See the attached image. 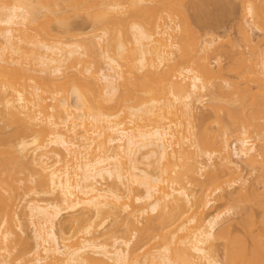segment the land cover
I'll list each match as a JSON object with an SVG mask.
<instances>
[{
	"label": "bare ground",
	"instance_id": "obj_1",
	"mask_svg": "<svg viewBox=\"0 0 264 264\" xmlns=\"http://www.w3.org/2000/svg\"><path fill=\"white\" fill-rule=\"evenodd\" d=\"M12 1V4H7L8 0H5L6 4L4 3V5L3 1H0V4L2 3V6H0V116L2 115L3 117L2 111L7 113L8 117L5 120L8 125L15 126L12 131L14 136L19 137L21 135L22 137L25 134L28 138H25V136L20 137L17 149L16 147L13 148L12 142H9L11 139L8 138L9 135H6L8 133L5 134L7 137L2 135L3 137L0 139V263L4 261L7 264L5 260L7 256H10V251L12 252L14 249H11L12 247L9 248L12 243L13 245L15 244L14 238L13 240L10 238L15 233L11 229V221L16 220L19 230L22 232L21 234L24 235L26 228L24 227L25 223L23 224V218L26 217L29 223L25 222L29 224V227L31 226V241L33 240L32 242L34 243L29 245V239L28 241L25 239L29 238L27 236L19 238L20 242H22V238L23 240L25 239L21 244L24 245L25 249L27 247L29 249L26 251L19 249V252L14 256L15 258L12 257L13 264H16V262L18 264H264V241L261 238L260 243H258L259 234L257 235L259 238H256L257 236L252 234L253 231H250L252 230L251 224L255 221L252 219L253 212L250 211L251 209L247 207L240 209L242 210L240 213L242 217L239 216L242 219L237 224L243 227L240 231H243L244 236L239 234L238 237L230 232L229 229H232V227H218L220 225L219 222L222 220L221 218H223L222 216H226V213L230 214L232 208L226 212L218 211L215 214L211 210V204L216 200L214 195L218 194L216 198L220 199V201L224 199L223 196L225 194L223 195L222 193L223 179L226 177L231 180L233 178L237 180L242 178V169L239 162L244 163L250 169L257 170L260 174L258 179L264 183V143L256 148V140L259 141L261 139V142L264 140V50L258 52L256 51L257 45L254 46L256 47V50L253 49L254 61L248 58L251 72L247 69L248 72L244 76H241V70V74L239 73L244 79L249 76V72L252 73L253 77L251 75V78L255 82L254 84H257V88H260L259 92L253 94L252 91L251 93L250 91H245L246 93H243L244 87L242 89L243 94L240 91L241 94L237 95L239 98H234V93L236 96L237 91H233L234 86L231 87L232 85H230L232 92H234L233 96L231 95L232 93L228 96L229 93L225 94L226 92L223 91V95L221 96V93L220 95L218 94V100H215L211 105L214 115L211 118L209 113L210 117H208L212 120H209V122L215 123V125L213 124L215 130L212 128V131L211 127H207L209 125L205 115V118L202 116V119L198 120L200 121V123L198 122L200 129L198 127L196 129L199 130V133L195 131L196 129L192 130V132L190 130L195 127L190 126L191 123L189 122V119L193 118L191 107L195 106L193 105L194 103L203 101L206 96L204 91L206 92V85L209 82L205 83L204 81L208 80L209 78L207 79V77L212 76L215 72H211L212 70L207 66V63V65L203 64L200 67L201 69L198 73L199 68L194 66L195 69L191 62L197 54L194 57L190 54L192 59L190 57L189 59L191 61L188 60V65L187 62L184 63L189 56L187 48L182 41L179 44L172 42L170 34L168 35V31L175 32L179 26L172 28L167 22V25H162L161 29H164L162 31L160 25L155 27L154 25L156 24L152 23L154 29L152 33H148V30H144L145 28H142L141 25L132 24L128 26L131 32V35L129 34L131 37H129L132 40L125 39L126 45L130 41V44H128L130 46L126 47V49L122 45L123 43L118 42L121 40V37L117 36L119 30L115 31V27L118 29L117 24L121 26L120 23L116 24L115 22L121 20L118 15L123 13L120 11L123 10L122 6L120 8L115 1L111 4L108 3V5L105 2L106 6L104 9L106 8L109 14L108 18L110 17L112 21L106 20L107 16L104 18H106L107 22L111 21L113 30L109 28L112 32L111 30L108 31L107 26V30H105L106 28L103 29L102 34H94L91 37V41L94 44L93 46L99 45V41L106 36L108 42H105L109 43L108 46L111 48L112 55H110V52L104 53L105 68L101 69L100 72L98 71L99 74L93 75L94 73L90 72L89 68L81 69L82 72L76 66L81 61V64H83L82 58L86 54V52L83 53V49L81 51V47L77 44L67 45V49H64L61 48L62 44L58 36H56L58 42L56 41L57 43L54 45L36 40L35 37L38 34L31 36V31H35L32 27L34 28L35 23H38L36 20L38 18L42 20L43 18V14L42 17L40 15L41 10L45 9L44 12L47 16V12H50V8L47 9V7L52 5L48 4L45 8L42 3H45L46 0H41L40 4L37 3V0V2L35 0L34 2L32 1V4L30 3L31 0ZM243 1L241 0V5L243 3L246 4L245 9H243L248 15L247 17H251V20L252 18L259 20L260 16L261 18L264 16L257 14L256 8L259 5V3L258 5L256 3L257 0ZM261 1L264 2V0H259V2ZM58 2L60 3V1ZM62 2V5L67 4V1ZM33 3L35 4L33 5ZM96 3L99 4L100 2L98 3L97 0ZM37 4L42 9H38L39 5ZM76 4L70 3V6H67L69 8L68 12L71 9L74 12L75 6L78 5ZM62 5L60 4L57 7L58 11ZM81 5H84V3ZM81 5L76 8L84 7ZM95 5H92L93 8ZM54 6L56 8V5ZM62 7L64 8L66 5ZM62 7L61 12L64 10ZM101 7V5L98 7L100 11L103 9ZM259 7L258 10L260 11ZM76 8L75 10L78 11L79 9ZM89 8L90 3L86 9ZM94 9L93 11H95ZM50 10L53 11L55 9ZM106 10L103 13H107ZM87 13L90 14V10ZM94 13V15L99 14L97 10ZM62 14L60 15L62 16ZM63 15L66 14L64 13ZM75 15H77V12H75ZM100 15L102 19L99 21H104L102 16L104 14ZM90 16H93V14ZM47 17H50L49 14ZM91 18L96 20V17ZM113 18L116 19L113 20ZM52 19L54 18L52 17ZM66 20L68 21V19ZM60 21L63 24V19H60ZM153 22L156 21L153 20ZM33 23L34 25L32 26ZM111 23L108 24L110 27H112ZM249 24L244 23L238 26L243 38L242 41L244 40L247 44L252 43L253 40L246 29L250 27ZM38 25L41 27L40 23ZM66 25L69 26L68 23ZM47 27L46 29H48ZM65 29L68 30L67 27ZM44 31L46 32L45 29ZM29 32L31 39L34 37L35 41L31 40L34 43L29 42L30 37H26ZM47 32L52 33L49 30ZM38 36L40 37V34ZM49 37L48 35L47 38ZM52 37L53 35L50 38L53 39ZM198 37L200 38V36ZM201 39L196 40V43L199 41L200 45L199 43L196 45L194 43L195 46L193 47L195 50H191L193 53L197 51L199 54H204V52L206 54L207 49L214 42L206 39H202L203 41L200 42ZM21 42L24 46H20ZM27 43L29 46L32 44L34 48L31 46L27 47ZM28 48L29 50L32 48L29 53L27 52L29 51ZM172 48H175V50L178 48L177 51L179 50L178 61L176 60L175 62L177 63L171 67L172 75H170L171 71H167L168 73L166 72L165 76L163 73V78H160L161 69L158 71V68L161 64L164 65L163 62H170V57L174 54L170 51ZM24 51L28 54H25ZM125 51H127L129 61L124 60V65H130L135 62L138 69L145 70L143 72L147 73L145 74L146 77L154 75L153 77L156 78L158 76L160 85L155 84L158 90H156V86L154 89L152 84L155 78L153 80L151 79L152 77H147L146 81L144 80L146 77L141 76L144 78V82H139V77H136L138 79L133 82H129L127 78H124L122 74L123 61L121 60V62L117 59L118 57L122 59L124 56L121 55ZM22 52H24L23 55L25 54V59L31 52L33 54L30 56L32 60L29 57L32 62L27 58L29 60H27L28 67L27 64L22 63L24 59L21 58L23 56ZM242 59L240 56L239 61L241 62ZM244 60H242V63H244ZM33 62V69L34 66L37 67H35L36 70L34 69L35 74L31 77L28 74L34 73V71L31 73L33 70L31 63ZM178 63L179 65L181 63L179 67L183 63L186 66H182L181 69L177 70ZM242 63L241 65L237 63V66H247H243ZM65 65L67 66L64 68ZM175 66H177V69ZM63 68L67 70L76 68L74 70L78 72L69 70L71 72L69 74L66 70V75L65 72H62ZM166 68H168L167 65ZM166 68L165 70H167ZM174 68L177 70V76L173 73ZM36 71L37 73L39 72V75L41 73L42 79L37 75V78L40 79L39 82L33 80L36 77H34ZM136 71L138 70L136 69ZM58 76L61 78L65 77L66 80L62 81V84L56 83L57 79H59ZM80 78L83 81L79 80ZM88 80L93 83H89ZM248 80L249 83H252L250 79ZM79 81L85 82L84 86L80 83L83 86L80 85L82 89L84 88L83 90L78 87ZM148 81L151 85L148 84ZM72 82L75 84L71 85ZM118 83L126 89L119 96H117L119 94L117 92ZM154 83L156 82L154 81ZM128 85L133 87V93L128 89ZM85 87L91 88H88V90ZM215 89H218L216 91L219 92L222 87L219 89L217 86ZM90 90L96 93V98L94 95V97L92 96L94 94L93 91H91L92 94L90 96L92 97L90 99L89 94H87L88 97L85 95ZM84 91H86L85 94ZM137 92L139 94L142 92L144 97L146 95H149V97L144 98L141 95L142 93L140 94L141 97ZM136 93L139 96L134 95ZM151 93L153 96L151 95L150 97ZM115 94L117 97H115ZM210 97L212 100V94ZM215 97L213 96V99H216ZM219 97H225L226 99L224 98V101L222 98V101H224L222 102ZM69 98L73 99V103H69ZM47 99L50 100V104L46 103ZM127 101H133L134 103L123 108V103L126 104ZM216 101H219V103H216ZM226 102L229 103L228 106L225 104ZM236 102L238 103L237 105ZM107 103L113 105L110 106L108 104V107V105L106 106ZM232 103L235 105H232ZM220 112H222L223 116ZM121 114L125 115L121 117ZM2 119L0 117V121L3 123L4 120ZM116 119L118 120L116 121ZM194 119L197 122L196 116ZM210 124L212 125V123ZM193 125L196 126L197 123H193ZM228 132L238 134L235 137L233 135L235 142H233L232 149H230L231 153L225 145L224 136ZM253 134L257 135V139H254L255 135L252 137ZM192 137L194 139L192 140L193 143L191 141ZM3 138H6L5 141ZM260 141L259 144L261 143ZM190 147H193L195 151L189 150ZM233 156L239 162L232 161ZM214 157L215 159H213ZM140 159L145 161L146 169L141 165ZM212 161H214L213 166L219 165V169L206 172L204 178L201 172L208 167L205 166L208 162H210V165H207L212 167ZM19 163L25 165L21 166L25 167L24 169L28 168L27 166H29L28 170L31 171L33 169L32 171L36 175L32 176L35 179L33 181L36 182V187L42 189L38 188L39 192L36 193L37 195L48 196V200L43 203L41 199V202L34 199H24L26 200L25 205L22 206L20 212H17L13 210L14 200L10 191H12V183L14 180L17 181V175L20 173L18 171H20L21 167L16 170ZM32 171L31 173H33ZM199 174L204 179H198ZM99 179L100 181H110V183H107V186L108 184L110 186H106L107 189L98 188ZM235 181L233 182L240 183L241 179ZM189 186L190 188H196L198 194H194L192 189H187ZM254 191L255 189L252 187L248 189L240 186L237 191L239 196L237 197V202L250 203L251 198L256 197L257 193L255 194ZM253 193L255 196L251 197ZM261 208L264 209V207ZM208 209L212 211L213 215L210 211V213L208 212ZM62 214L67 216V220L63 221ZM88 214L89 216L83 221ZM60 217L63 224L67 222L72 223L70 226L75 224V227L72 226L73 228L80 226L79 230L72 229L73 232L76 231V234L72 232L73 235L66 236L62 229L56 232V223ZM68 217L72 219V222ZM106 219L113 221L115 228L113 232H108L112 234L117 232L114 236H117L116 238H113L111 233L107 235L103 231L106 228H103L104 223L108 221ZM261 221L264 223V219ZM76 223L78 226H76ZM140 223H142L141 227H138ZM250 227L251 229L249 230ZM166 229L169 230V232L167 230L168 233L162 232ZM100 230L104 233H101ZM101 238L103 239L101 240ZM155 238H158V242L153 245L149 243L151 246L146 247L148 242ZM132 241L134 243L143 242L141 246L146 248H144L145 250L141 253V256L130 253L129 247ZM218 242L223 249V256L221 255L223 259H220L221 261L216 258L215 254L216 247L219 245L217 244ZM21 244L19 245L21 246ZM141 246L140 248H143ZM4 253L6 255H3ZM140 258L142 261H140Z\"/></svg>",
	"mask_w": 264,
	"mask_h": 264
},
{
	"label": "rangeland",
	"instance_id": "obj_2",
	"mask_svg": "<svg viewBox=\"0 0 264 264\" xmlns=\"http://www.w3.org/2000/svg\"><path fill=\"white\" fill-rule=\"evenodd\" d=\"M2 3H3V5H4V3L6 4V2H4L5 0H0ZM7 1V0H6ZM12 0H8V2H7V4H12L13 3V1L11 2ZM29 1V0H28ZM32 1L34 2V0H31V4H32ZM38 1V2H37ZM35 0V2H37V3H39L40 4V2H41V0ZM43 1V0H42ZM47 1V0H46ZM46 1H45V3H46ZM49 1V2H48ZM47 1V5L45 4V3H42V4H44V7L45 6H48V4H50V5H52V6H48L47 7V9H55V10H53V11H55L54 13H53V11H51L50 9H49V11L50 12H47V10H46V12L49 14V16L50 17H47L48 16V14H47V16H46V13L44 12L45 11V9H43V10H41V17H42V14H43V18H42V20H41V18H38L36 21L38 22V23H40V25H41V27L38 25V23L36 24L35 23V27L33 28L32 27V29L33 30H37L39 27L41 28V30L39 31V29L37 30L38 31V33H37V31L35 32H33V31H31V33H32V35L31 36H36L37 34L39 35L40 34V37L38 36H36L35 37V39L37 40H39V41H43V43H45V44H49V45H54V44H56L57 42H58V38H59V40L61 41L60 43L62 44L61 45V48H64V49H67L66 48V46L67 45H72V44H77L78 46H80L81 47V51H82V49L84 50L83 51V53L84 52H86V54L84 55V57L82 58L83 59V64H81L82 63V61L81 62H78V64L76 65L77 67H78V69H83L84 70V68H89L90 69V72H92V73H94L93 75H96V74H99L98 73V71L100 72V70L101 69H103V68H105V59H103V55H104V53H108V52H110V55H112L111 53H112V51H110L111 50V48H110V46H108V44L109 43H107L108 42V38L106 39L105 37H103L102 38V40L101 41H99V45H95V46H93L94 44L92 43V41H91V37L94 35V34H96V35H98V34H102V30L103 29H105L107 26H108V31H110L112 28H113V24L111 23V21H112V19L110 18H108V11L106 10V8L104 9V7L106 6L105 5V2H107L106 4L108 5V3L109 4H111L112 2L114 3V1L116 2V4H118V6L120 7V6H122V9L123 10H120L121 12H123L122 14H120V15H118V16H120L119 17V19H121V20H123V21H117V22H115V21H113V22H115L116 24L117 23H120L121 24V26L123 27V29H122V27L120 26V25H118L117 24V28L118 29H116V27H115V31L117 30H119L118 32H119V34L117 35V33H116V35L118 36V37H121L120 39L121 40H119L118 41V39H117V41L118 42H120V43H123L122 45L126 48V47H128V46H130V45H128V44H130V41L132 40V38H130L131 36V32H130V27H128V26H130V25H132V24H139V25H141V27L142 28H145L144 30H148L147 32L148 33H152V30L154 29V26L156 27L157 25H160L161 27H160V29L163 27L162 25L163 24H165V25H167V22L170 24V26H172V28H174L175 26H179L178 27V30L177 31H172V32H170V31H168V35L170 34V37H171V41L172 42H175V44L176 43H178L179 44V42L180 41H182L183 43H184V46L187 48L186 50L189 52V56H188V59L186 60V57H185V60L186 61H184V63H186L187 62V65H188V60H190L191 61V57H190V54H192V56L194 57L195 56V54H197L195 57H194V60L192 59V63H193V67L195 66H197L198 68H199V70H198V73H199V71H200V67H202L203 66V64L204 65H207V63H208V67H210V70H212L211 72L212 73H214L215 72V74H213L212 76H210V77H207V79L208 80H206V81H204L205 83L207 82V81H209L207 84L208 85H206L207 86V89H206V92L208 93H206L205 91H204V95H206L205 96V98L203 99V101H201L200 103H194L193 105H195L194 107H191L192 108V117L193 118H190L189 120V122L191 123L190 124V126H192V127H195V128H192L190 131H192V130H195L197 127L200 129V125H199V123H200V121H198V120H201L202 119V116H203V118H205V115H206V121L208 122V125L209 126H207L208 128H210L211 127V130H212V128H213V130H215L214 128V126H213V124L215 125V123H213V122H209V120H211V118H212V115H214V112H213V110L211 109V105H212V103L213 102H215V100H218L217 98H218V94L220 95V93H221V96L223 95L222 93H224L223 91H225L226 93L225 94H227V93H229L228 94V96L231 94L232 96H233V93L234 92H232V89H231V87H235L236 88V90H235V88L233 87V91H237L236 93V96H235V93H234V98H237L238 96H239V94H241L242 93V89L244 88V91H243V93H246L245 91H250V93H251V91H252V93L253 94H255V92L256 93H258L259 92V90H260V88L258 89L257 88V84H254L255 82H253V79L251 78V75H252V73H250L251 71H250V68H249V59L251 60H253L254 61V55H253V49L254 50H256L255 48L257 47V50L256 51H260V50H264V47H262V46H264V44H262V43H264V20H262V19H264V16H262V18H261V16L259 17V20L257 19V18H252V20H251V17L249 18V17H247L248 15L245 13V6H246V4H244L243 3V5H241L242 3H241V0H98V3L99 4H97L96 2H97V0H86V2L88 3H90V8L89 9H86V8H88L89 7V3L87 4L86 2H85V0H70V1H68V0H62V1H67V4L69 3V5H67V4H65L66 5V7H62V6H65V5H62L63 4V2L61 1V0H57L56 2H58V1H60V3L58 2V3H56L55 2V0L54 1H52V0H48ZM84 1V2H83ZM240 1V2H239ZM258 1V2H257ZM256 1V3H257V5H258V3H259V5L257 6V8H256V10L258 11V13L257 14H260V15H264V13H262V12H264V4H262V3H264V2H259V0H257ZM11 2V3H10ZM62 2V3H61ZM73 2V4H78V5H81L82 3H84V5H81V6H84V7H81V8H76L77 6H75V8L76 9H79L78 11L77 10H75V8H74V12H72L73 11V9H71V10H69L70 12H68V7L70 6V3H72ZM80 4H79V3ZM118 2V3H117ZM2 3L0 4V6H2ZM64 3H66V2H64ZM35 3H33V5H34ZM39 4H37V5H39ZM62 5V6H60L59 7V11H58V6L59 5ZM87 4V6H85ZM95 5V4H97V5H95V9L93 8V6L92 5ZM32 5V6H33ZM37 5H36V7H37ZM54 5H56V8H55V6ZM100 5L102 6L101 7V9L103 10H101L100 11V9L98 8V7H100ZM6 6V5H5ZM68 6V7H67ZM98 6V7H97ZM244 6V7H243ZM259 6H261V7H259ZM42 7H43V5H42ZM52 7V8H51ZM61 7H62V9H64L63 11H65V12H63V14L65 13L66 15H63L62 14V12H61ZM95 10V11H93V9ZM97 7V8H96ZM258 7H259V9H260V11L258 10ZM34 8H35V6H34ZM38 9L39 8H41V6L39 5V7H37ZM46 8V7H45ZM67 8V9H66ZM83 8V9H82ZM85 8V9H84ZM121 8V7H120ZM244 8V9H243ZM37 9V10H38ZM42 9V8H41ZM82 9V10H81ZM85 10V11H84ZM88 10V11H87ZM89 10H90V14H88L87 12H89ZM96 10L99 12V14L97 13L96 15H98V16H96V15H94L95 13L94 12H96ZM104 10H106L107 11V13H103L104 12ZM58 13H57V12ZM93 13H92V12ZM120 11H118V12H120ZM256 11V12H257ZM262 11V12H261ZM61 12V13H60ZM75 12H77V15H75ZM260 12V13H259ZM52 13V14H51ZM62 14V16H63V18H62V16L60 15V14ZM68 13V14H67ZM87 14H88V16H87ZM93 14V16H90V15H92ZM100 14H104V15H102L103 16V20L104 21H99L100 19H102L101 18V15ZM105 14H107V15H105ZM119 14V13H118ZM246 14V15H245ZM100 15V16H99ZM122 15V16H121ZM157 15V16H156ZM60 16H61V18H60ZM65 16V17H64ZM67 16V17H66ZM105 16H107V19L106 18H104ZM118 16H117V18H118ZM141 18H139V17ZM52 17L54 18V19H52ZM91 17H96V20H95V18L93 19V18H91ZM100 17V18H99ZM116 17V16H115ZM122 17V18H121ZM147 17V18H146ZM51 19L50 21H48L49 19ZM57 18H59V19H57ZM70 18V19H69ZM99 18V19H98ZM139 18V19H138ZM171 18V19H170ZM260 18H261V20H260ZM60 19H63V24H61L62 22L60 21ZM66 19H68V21L66 20ZM98 19V20H97ZM111 20L109 23H111V25H112V27H110V25H108L109 23L106 21V20ZM114 19H116V18H113V20ZM144 19V20H143ZM39 20V21H38ZM57 20V21H56ZM94 20V21H93ZM153 20L154 21H156V22H153ZM259 22H258V21ZM42 21V22H41ZM44 21V22H43ZM95 21H97V22H95ZM138 21V22H137ZM149 21V22H148ZM150 21H152V22H150ZM158 21V22H157ZM57 22V23H56ZM99 22H101V23H99ZM145 22V23H144ZM249 22H250V24H249ZM46 23V24H45ZM58 23H60L59 25H58ZM65 23V24H64ZM69 24V26L68 25H66V24ZM151 23V24H150ZM152 23L154 24H156V25H152ZM244 23H248L249 24V26L250 27H247L246 29L248 30V32H249V34H250V36L252 37L251 39H253L252 40V43H253V45H251L252 43H246L244 40L242 41V36H241V34H240V32H239V29H238V26L240 25V24H244ZM48 24V25H47ZM57 24V25H56ZM142 24H143V26H142ZM149 24V25H148ZM34 25V23L32 24V26ZM37 25V26H36ZM66 25V26H65ZM151 25H152V27H151ZM247 25V24H246ZM246 25H245V27H246ZM48 26V27H47ZM61 26V27H60ZM64 26H65V28L67 27L68 28V30L67 29H65L64 28ZM114 26H116L115 24H114ZM120 26V27H119ZM126 26V27H125ZM244 26V25H243ZM31 27V26H30ZM36 27H38V28H36ZM46 27L48 28V29H46ZM151 27V28H150ZM36 28V29H35ZM60 28H64L65 29V31H64V29H60ZM109 28H111V29H109ZM128 28V29H127ZM147 28V29H146ZM150 30H149V29ZM31 29V30H32ZM44 29L46 30V32L44 31ZM71 29V30H70ZM122 29V30H121ZM160 29H158V31H160ZM52 31V33L51 32H47V31ZM61 30V31H60ZM70 30V31H69ZM105 30H107V28L105 29ZM104 30V31H105ZM113 30V29H112ZM112 30H111V32H112ZM128 30H129V33H128ZM162 30V29H161ZM164 30V29H163ZM162 30V31H163ZM45 32V33H43V32ZM63 31V32H62ZM108 31H107V33H108ZM124 31V32H123ZM127 31V32H126ZM151 31V32H150ZM41 32V33H40ZM65 32H67V33H65ZM123 32V33H122ZM126 32V33H125ZM51 33V34H50ZM63 33H65V34H63ZM46 36H45V35ZM69 34V35H68ZM121 34H122V36H121ZM130 34V35H129ZM29 35V36H28ZM28 35L26 36L27 38L28 37H30V32L28 33ZM52 36L53 35V39H51L50 37L49 38H47V36ZM167 35V36H168ZM42 36V37H41ZM56 36H58V38L56 37ZM108 36V35H107ZM130 36V37H129ZM166 36V37H167ZM172 36H173V39H172ZM197 36V37H196ZM198 36H200V38L198 37ZM123 37H124V39H123ZM129 37V38H128ZM165 37V36H164ZM34 38V37H33ZM32 38V39H33ZM42 38H43V40H42ZM44 38H47V39H44ZM175 38V39H174ZM206 39V40H213L214 42H213V44L210 46V48H208L207 50H205V51H207L206 52V54H205V52H204V54H199V52L197 53V51H195V53H193L192 51H194L195 50V48L193 47V46H195L196 44H198L199 43V41L196 43V40L198 39V40H200V39ZM30 39V40H29ZM28 40H29V42L32 40L31 39V37L29 38ZM41 39V40H40ZM104 39V40H103ZM125 39H129L130 41H128L127 43V45H126V40ZM201 39V41L200 42H202L203 40ZM27 40V39H26ZM25 40V41H26ZM34 40V39H33ZM49 40V41H48ZM174 40V41H173ZM35 41V40H34ZM34 41H31V42H33L34 43ZM45 41V42H44ZM57 41V42H56ZM105 41H107V42H105ZM28 42V41H27ZM28 42V43H29ZM181 42V43H182ZM24 43H26V42H24ZM28 43H27V45H28ZM194 43H195V45H194ZM30 44V43H29ZM21 45H23L24 46V44L21 42L20 43V46ZM106 45V46H105ZM199 45H200V43H199ZM198 45V46H199ZM257 45V46H256ZM258 45H259V47H258ZM26 46V45H25ZM31 47H32V44L30 45ZM29 45L27 46V47H30ZM253 46V47H252ZM254 46H256V47H254ZM88 47V48H87ZM193 47V48H192ZM252 47V48H251ZM32 48H34V47H32ZM32 48H30V50H29V48H28V50L29 51H27L28 53L31 51V49ZM36 48V47H35ZM107 49V51H106V49ZM192 48V49H191ZM198 48V50H200V48L199 47H197ZM197 48H196V50H197ZM24 49H26V47H24ZM127 49V48H126ZM178 49V48H177ZM177 49L175 50V48H172L170 51L172 52V53H174V54H172V56L170 57L171 58V60H170V62H168V61H166L167 63H165V62H163L164 63V65H162L161 64V66L158 68L159 70L158 71H160V69H161V71H160V75H159V77L160 78H163V73H164V76H165V73L168 71H171V67H172V65L174 66L175 65V63H177V62H175L178 58V55H179V50L177 51ZM194 49V50H193ZM33 50H35V49H33ZM192 50V51H191ZM25 52V51H24ZM24 52H22V55H23V53ZM27 52H25V54H28ZM188 52H187V54H188ZM191 52V53H190ZM102 53V54H101ZM178 53V54H177ZM202 53V52H201ZM24 54V55H25ZM31 54H32V52L27 56V58H29L30 56H31ZM124 54V55H123ZM20 55H21V52H20ZM23 55V56H24ZM33 55V54H32ZM253 55V56H252ZM21 57L22 59H23V62L22 63H24V64H27V67H28V62H27V58L25 59V56L24 57ZM121 56H124V57H122V59H120L119 57H118V59L117 60H119V61H121L122 62V74H123V76H124V78H127L128 79V81L129 82H133L135 79H136V77H139V79L140 80H138L139 82H144V80H146L147 81V77H152L151 79H153L154 80V78L155 77H153L152 75L150 76H147L146 77V75L145 74H147L146 72H143V71H145L144 69H138V66H137V64L134 62L133 64H125L124 65V60H127V61H129V59L127 58V56H128V54H127V51H125V53L123 52L122 53V55ZM241 56V59L242 58H244V59H242V60H244V63H242V60H241V62L239 61V57ZM243 56V57H242ZM15 57V56H14ZM32 57H34V56H32ZM175 57H176V59H175ZM189 57L191 58V59H189ZM237 57H238V59H237ZM246 57V58H245ZM16 58V57H15ZM31 58V57H30ZM30 58H29V60H30ZM127 58V59H126ZM173 58V59H172ZM249 58V59H248ZM248 59V60H247ZM28 60V61H29ZM31 60H32V58H31ZM30 60V62H32ZM33 60H34V58H33ZM237 60V61H236ZM246 60H247V62H246ZM35 61V60H34ZM80 61V60H79ZM118 61V62H119ZM172 61V62H171ZM178 61V60H177ZM189 61V62H190ZM249 61V62H248ZM36 62V61H35ZM205 62V63H204ZM169 63H170V65H169ZM184 63H183V65L182 66H184ZM237 63L239 64V65H241V63H242V65L243 66H245V65H247V66H245V67H240V66H237ZM202 64V65H201ZM33 65H34V62L33 63H31V66H32V69H33ZM36 65H37V62H36ZM166 65H167V67L168 68H170V69H168V68H166ZM180 65H181V63H180ZM179 65V63H178V67L177 66H175V68L177 69V70H179V68L181 69L182 68V66L181 67H179L180 66ZM189 65H191V63H189ZM199 65H201V66H199ZM38 66V65H37ZM37 66H34V69L36 70V68L35 67H37ZM67 65H65L64 66V68L66 67ZM164 66V67H163ZM186 66V65H185ZM184 66V67H185ZM192 66V65H191ZM190 66V67H191ZM235 66H237V67H235ZM29 67H30V65H29ZM40 67V66H39ZM81 67V68H80ZM138 70V71H136V69ZM194 67V68H195ZM62 69V72H65L67 69ZM165 68L167 69V70H165ZM173 69L174 71H173V73L177 76V70L176 69ZM194 68H193V70H194ZM197 68V69H198ZM231 68V69H230ZM234 68V69H233ZM236 68V69H235ZM238 68H239V71H238ZM34 69L31 71V73L34 71ZM39 69V68H38ZM74 69H76V68H74ZM73 69V70H74ZM196 69V68H195ZM218 69V70H217ZM247 69H248V71H250L249 72V76H247V74H246V76L247 77H249V78H247V80H246V78L244 79L243 77H241V76H244V74L246 73V72H248L247 71ZM70 70V69H69ZM69 70H67L68 71V73L70 72V71H73L72 69L69 71ZM97 70V71H96ZM157 70V69H156ZM164 70V71H163ZM176 70V71H175ZM240 70H241V73L243 74H241L240 73ZM246 70V71H245ZM82 71V70H81ZM94 71V72H93ZM157 71V72H158ZM195 71V70H194ZM214 71V72H213ZM238 71V72H237ZM243 71V72H242ZM74 72H78L77 70L75 71L74 70ZM73 72V73H74ZM83 72V71H82ZM135 72V73H134ZM137 72V73H136ZM139 72V73H138ZM143 72V73H142ZM167 72V73H168ZM39 73V72H38ZM37 73V71H36V75H34V77H35V79H33V80H37V82H39L40 81V79L39 78H37L38 76H40L41 75V73H40V75ZM71 73V72H70ZM69 73V74H70ZM72 73V74H73ZM159 73V72H158ZM158 73H156V74H158ZM197 73V72H196ZM216 73H217V75H216ZM239 73L241 74V76L239 75ZM33 74H35V71H34V73H32V74H28L29 76H31V77H33ZM65 74L67 75V73L65 72ZM68 74V75H69ZM125 74V75H124ZM138 74V75H137ZM173 74V75H174ZM218 74H220L219 76H218ZM38 75V76H37ZM77 75V74H76ZM91 75V74H90ZM168 75V74H167ZM170 75H172V71H171V73H170ZM214 75H215V77H214ZM241 77H239V76ZM141 76H143L144 78H142ZM162 76V77H161ZM46 77V76H45ZM94 77H96V76H94ZM220 77H222V78H220ZM252 77H253V75H252ZM37 78V79H36ZM40 78H41V76H40ZM44 78V77H43ZM58 78L59 79H57V82L56 83H61L62 84V81L64 82L65 80H66V78L65 77H62L63 78V80H62V78L60 77V76H58ZM61 78V79H60ZM82 78V77H81ZM79 79V80H81V81H83L82 79ZM141 78H142V80H141ZM157 78V79H156ZM156 78H155V82L156 83H154V81H153V87H154V89H155V84H159V81L158 80H160V78L158 79V76H156ZM39 79V80H38ZM42 79V78H41ZM138 79V78H137ZM136 79V80H137ZM144 79V80H143ZM151 79H149L151 82H152V80ZM205 79V78H204ZM211 79V80H210ZM248 79H250L251 81H252V83L250 82L249 83V80ZM41 81H43V80H41ZM81 81H79V85H78V87H81L82 85L84 86L85 84V82L83 83V82H81ZM89 81V80H88ZM87 81V82H88ZM77 82H78V80H77ZM91 81H89V83H90ZM149 82V81H148ZM247 82V83H246ZM74 82H72V84L71 85H74L73 84ZM82 85H81V84ZM91 83H93V82H91ZM122 83H123V81H122ZM235 83V84H234ZM87 84V83H86ZM149 85H151L150 84V82L148 83ZM214 84V85H213ZM218 84V85H217ZM76 85V86H77ZM81 85V86H80ZM88 85V84H87ZM86 85V86H87ZM123 85V84H122ZM130 85V84H129ZM127 86L128 87V89L130 90V92L131 93H133V90H132V86ZM160 85V84H159ZM221 85V86H220ZM230 85H232L231 87H230ZM255 85V86H254ZM82 86V87H83ZM89 86V85H88ZM119 86V87H118ZM118 86H117V92H119V94L116 92V94H118L117 96H119L121 93H123L122 91H124V90H126V89H124V86H121V84L120 83H118ZM217 86L219 87V89H220V87H222V89H220L219 90V92L218 91H216V90H218V89H215V88H217ZM82 87H81V89H82ZM158 87H160V86H158ZM210 87V88H209ZM213 87H215V88H213ZM256 87V88H255ZM86 88V87H85ZM89 88V87H88ZM88 88H86V89H88ZM91 88V87H90ZM89 88V89H90ZM126 88V87H125ZM156 88H157V86H156ZM80 89V90H81ZM84 89V88H83ZM82 89V90H83ZM88 89V90H89ZM210 89H212V90H210ZM239 89V90H238ZM241 89V90H240ZM246 89H248V90H246ZM257 91H256V90ZM95 90V89H94ZM156 90H158V88L156 89ZM156 90H155V92H156ZM29 91H31L30 89H29ZM91 91H93V90H90V92L89 91H87V93H86V91H84V94L85 95H87V94H89V99L94 95L95 96V98H96V93H97V91H96V93L93 91V93L94 94H92L91 93ZM239 91V92H238ZM240 91H241V93H240ZM83 92V91H82ZM89 92V93H88ZM217 92V93H216ZM1 93H3V92H1ZM138 94H139V92H137ZM137 93L136 94H134V95H137ZM142 92H140V94H141ZM209 93H210V95H209ZM242 93V94H243ZM92 94V96H90ZM116 94H115V97H117L116 96ZM139 94V95H140ZM145 94V93H144ZM147 94V93H146ZM149 94V93H148ZM211 94H212V100H211V97L209 98V96H211ZM215 94V95H214ZM224 94V96L226 97V95ZM123 95V94H122ZM139 95H137V96H139ZM141 95H143V93L141 94ZM140 95V96H141ZM151 95L153 96V94L151 93L150 94V97H151ZM207 95H209V96H207ZM238 95V96H237ZM2 96V95H1ZM93 96V97H94ZM213 96H216L215 98L216 99H213ZM231 96V97H232ZM241 96V95H240ZM69 97H70V95H69ZM87 97H88V95H87ZM142 97V96H141ZM143 97H144V95H143ZM146 97H149V95H146L144 98H146ZM224 97V98H225ZM98 98V97H97ZM219 98H221V97H219ZM223 98V97H222ZM222 98L220 99L221 101H222ZM223 98V99H224ZM233 98V97H232ZM239 98V97H238ZM68 99V98H67ZM70 99V98H69ZM226 99V98H225ZM225 99H224V101H225ZM48 100V99H47ZM96 100H99V99H96ZM50 100H48L46 103H48V104H50V102H49ZM69 101V103L70 102H72L73 101V99L71 98L70 100H68ZM220 101V102H221ZM224 101H222V102H224ZM73 103V102H72ZM112 103V102H111ZM111 103H107L106 104V106L109 104L110 106L111 105H113V104H111ZM133 101H127L126 102V104L125 103H123V108H124V106L125 107H128V106H131V105H133ZM216 103H219V101L217 102L216 101ZM125 104V105H124ZM227 106H228V104L229 103H225ZM238 103L236 102V105H237ZM109 105H108V107H109ZM192 105V106H193ZM230 105H231V102H230ZM232 105H235V104H233L232 103ZM233 107V106H232ZM231 107V108H232ZM121 109H122V105H121ZM3 113V117H4V119H2L3 117H2V115L0 116L1 117V119L2 120H4L3 121V123L0 121V128H1V133H0V139H1V137H7L8 135H9V139H11L9 142L11 143L12 142V144H13V148H15L16 147V149H17V144H18V141L20 140V137H21V135H19V137H16V136H14L13 134H12V131H13V129H14V125H8L7 123H6V120H5V118H7L8 116H7V113L5 112V111H2ZM123 113H125V112H123ZM209 113H210V115H211V118L209 119V117H210V115H209ZM221 114H222V112H220ZM219 113V114H220ZM221 114H220V116H221ZM125 114H121L120 116L122 117V116H124ZM197 117V122L196 121H194L195 119H194V117ZM200 116V117H199ZM209 116V117H208ZM222 116H223V114H222ZM120 117V118H121ZM208 117V118H207ZM199 118V119H198ZM213 118H214V116H213ZM118 119H116V121H117ZM212 121V120H211ZM4 122H5V124H4ZM194 124H196L197 123V125L196 126H194L193 125V123ZM196 122V123H195ZM199 122V123H198ZM207 122H205V124H207ZM210 123H212V125L210 124ZM7 127V128H6ZM197 128V129H198ZM195 130L196 132H198L199 130ZM210 130V131H211ZM212 130V131H213ZM5 131V132H4ZM194 131V132H195ZM193 132V131H192ZM195 132V133H196ZM6 133H8V134H6ZM199 133V132H198ZM233 133V132H232ZM232 133H230V132H228L224 137H225V141H226V146L228 147V150H229V152H230V149H232V146H233V142H235L234 140H235V135H238V134H232ZM7 136H6V135ZM197 134V133H196ZM230 136H229V135ZM3 135V136H2ZM23 135V134H22ZM233 135H234V137H233ZM254 135H255V137H254ZM25 136V138L27 137L25 134L22 136V137H24ZM230 137V138H228V137ZM232 136V137H231ZM21 137V138H22ZM223 137V138H224ZM227 137V138H226ZM252 137H254V139H257V135L256 134H253L252 135ZM7 138V139H8ZM28 138V137H27ZM4 139V138H3ZM6 139V138H5ZM5 139H4V141H5ZM8 139V140H9ZM227 139V140H226ZM8 140H6V142H8ZM26 140H28V139H26ZM192 140H194L193 139V137L191 138V141ZM252 140H253V138H252ZM258 140H259V138H258ZM261 140V139H260ZM259 140V141H260ZM191 141H190V143H191ZM259 141H257L256 140V142H257V146H256V148L257 147H260L261 145H262V143H264V140H262V142L259 144ZM9 143V144H10ZM189 143V142H188ZM187 143V144H188ZM192 143H193V141H192ZM259 144V145H258ZM189 145V144H188ZM186 146V145H185ZM231 147V148H230ZM192 148V149H191ZM189 150H193V147H190V149ZM195 150H193V152H194ZM231 153V152H230ZM232 155V154H231ZM17 156V155H16ZM17 157H19V156H17ZM216 157V156H215ZM215 157L213 158V159H215ZM231 158H232V156H231ZM22 159H24V158H22ZM217 159V158H216ZM141 160V165L143 166V168L145 167V169H146V163H145V161H143L142 159H140ZM218 160V159H217ZM215 161V160H214ZM214 161H212L211 163H212V167H210L209 165V163L210 162H208V163H206V165L205 166H208V167H206L205 168V170L203 171L202 170V172H201V174H202V176H204V174H205V176H206V172L208 173L210 170H213V169H215V170H217V169H219V165L217 166H213L214 164H213V162ZM232 161H236V162H239V161H237L235 158H234V156H233V159H232ZM218 162V161H217ZM24 163V162H23ZM143 163V164H142ZM22 164V163H21ZM20 163L19 164H17L18 165V167L16 168V170H19L18 168H20L21 166H25V165H21ZM203 164H205L204 162H203ZM202 164V165H203ZM207 164H209V165H207ZM239 164H240V166H241V169H242V178H240L241 179V181H240V183L238 182H236V181H239V180H237V179H234L233 178V180H231L230 178H228V177H226V178H224L223 179V185H222V193H223V201H220V199H217L216 198V196L218 195H214L215 197H214V199H216V200H214V203L213 204H211L212 206H211V210L214 212L213 214H215V213H218V211L219 212H226L228 209H230V208H232V210L230 211V214H228V213H226V216L224 215V216H222L223 218H221L220 220V225H218V227H220V226H224V227H227V226H229V228L230 227H232V229H229L230 230V232L231 233H233L232 235H234V236H236L237 235V237L239 236V234H240V236H241V234H243V231H240L241 230V228H243L240 224H237L241 219H240V213H241V211L242 210H240V209H245L246 207L247 208H250L251 210V212H253L252 213V216H253V221L254 222H252L253 224H251V226H252V230H250L251 229V227L249 228V230L252 232L253 231V235H255V236H257L258 234H259V237L257 236L256 238H259V242L258 243H260V240H261V238H262V241H264V223H262V219H264V215H262V214H264V211H262V210H264V209H262L261 207H264V206H262V205H264V204H262V203H264V201H261V200H264V199H262V198H264V183H262V181L261 180H259L258 179V175H260L259 174V172L257 171V170H253V169H250V167H248L247 165H245L244 163H240L239 162ZM20 165V166H19ZM142 166H141V168H142ZM28 168H29V166H27ZM23 168V169H22ZM25 167H21L20 168V171H18V172H20V173H18L19 175H17V177L18 178H16V176H15V178L17 179V181L16 180H14V182L12 183V191H10V194L12 195V197H13V200H14V206H13V210L14 211H17V212H20L21 210H22V206L23 205H25V201L26 200H31V199H34L35 201H40L41 202V200H42V202L43 203H46V200H48L47 198H48V196H44V195H37V193L36 192H39V190H37L39 187H36V182H34L33 180H35V179H33L34 177H32L34 174H35V172H33L32 170V172L33 173H31V171L30 170H28V168H26V169H24ZM142 168V169H143ZM31 169V168H30ZM22 171V172H21ZM30 171V172H29ZM200 173V172H199ZM201 174H199L200 176H198L197 178L198 179H200V180H202V178L203 177H201ZM34 176H36V175H34ZM205 176H204V178H205ZM241 176V175H240ZM200 177V178H199ZM36 178V177H35ZM203 178V179H204ZM234 180H236L235 182L236 183H234L233 181ZM98 181V180H97ZM99 181H100V179H99ZM98 181V182H99ZM107 183H110V181H100L98 184V188H101V189H107V187H109L110 186V184H108V186H107ZM234 183V184H233ZM243 183V184H242ZM36 184V185H35ZM107 186V187H106ZM240 186H242V188H253V189H255V194H256V197L255 198H251V202L250 203H245V202H240V203H238L237 202V200H238V198L237 197H239L238 196V194H237V191H238V189H239V187ZM14 187V188H13ZM35 188H36V190H35ZM40 190H42L41 188H39ZM187 189H192L193 190V192H194V194H198V190H196V188H190V186H189V188H187ZM196 190V191H195ZM36 193V195H35V193ZM221 193V192H220ZM219 193V194H220ZM7 194V193H6ZM32 194H33V196H32ZM193 194V193H192ZM260 194V196H258ZM27 197H26V196ZM29 195V196H28ZM35 195V196H34ZM253 196H255L254 195V193H253V195L251 196V197H253ZM28 198V199H27ZM50 198H52V197H50ZM24 199H26V200H24ZM41 199V200H40ZM45 201V202H44ZM260 202H262V203H260ZM16 204V205H15ZM18 204V205H17ZM262 204V205H261ZM217 206H219V207H217ZM214 207V208H213ZM244 207V208H243ZM209 208V207H208ZM219 208V209H218ZM210 209H208V212L210 211ZM217 209V210H216ZM207 210V209H206ZM249 210V209H248ZM212 211H210L211 212V214H212ZM240 211V212H239ZM207 212V211H206ZM209 212V213H210ZM25 213V212H24ZM248 213H249V211H248ZM64 214V213H63ZM61 215V217H62V219H63V221H65V220H67L66 218H67V216L66 215ZM87 214V213H86ZM208 214V213H207ZM212 214V215H213ZM240 215V216H239ZM248 215V214H247ZM246 215V216H247ZM66 216V217H65ZM84 216V215H83ZM83 216H82V218H83ZM87 216H89V214L88 215H86L85 216V219H83V221L84 220H86V218H87ZM61 217H60V219L58 220V222L56 223V232H58V231H60V229H62V231H63V233L66 235V236H68V235H73L72 234V229L74 230V229H76V230H79V227H76V228H73V227H75V224L74 225H72V226H70V224H72V223H68L67 221V223H65V224H63V221H61L62 219H61ZM65 217V218H64ZM242 217V216H241ZM24 219V221H23V224H24V227L26 228V232H24V235L23 234H21L22 232L19 230V227H18V224H17V222H16V220L14 219L13 220V222L11 221V225H12V227H11V229L13 230V237H10V238H12V240H13V238H14V242H15V244L13 245V243H12V246H9V248H11V249H13L12 250V252L10 251V253H9V257L7 256V259L5 260L6 262H7V264H9V263H11V264H13L12 263V261H13V258L12 257H14V256H16V254H17V252H19L18 250L20 249H22V251H26V250H28L29 248L27 247L26 249H25V247H24V245L23 244H21V243H23V241H25V239H27V241H28V239H29V245L30 244H32L33 245V243L34 242H32L31 241V237H32V232H31V226L29 227V224H27L26 222H28L27 220V218L26 217H24L23 218ZM68 219H70V217H68ZM71 220V222H72V219H70ZM70 220H69V222H70ZM106 220H108V221H106V223H104V226H103V228L104 227H106L105 228V230H103V231H105V233H107V235H109L110 233L108 232V231H112L113 232V230H114V228H115V225H114V223H113V221L111 220V219H106ZM26 221V222H25ZM61 222V223H60ZM141 222V221H140ZM29 223V222H28ZM222 223V224H221ZM81 224V223H80ZM118 224H119V222H118ZM141 224L142 223H140V224H138V227H141ZM65 225V226H64ZM14 226V227H13ZM71 228H69V227ZM76 226H78L77 225V223H76ZM29 227V228H28ZM78 228V229H77ZM11 230V231H12ZM167 230L168 229H166V230H161L162 232H167ZM244 230V229H243ZM246 230V229H245ZM25 231V230H24ZM102 231V232H103ZM107 231V232H106ZM237 232V234H236V232ZM66 232V233H65ZM75 232V234H76V231H74ZM73 232V233H74ZM100 232H101V230H100ZM101 232V233H102ZM161 232V233H162ZM168 232H169V230H168ZM167 232V233H168ZM235 232V233H234ZM240 232V233H239ZM19 233V234H18ZM100 233V234H101ZM104 233V232H103ZM109 233V234H108ZM117 233V232H116ZM115 232L112 234L111 233V235H112V237L113 238H116V237H114L115 236V234H116ZM163 233V234H164ZM17 236H16V235ZM74 234V235H75ZM118 234H120V233H118ZM117 234V235H118ZM19 235H22V236H19ZM167 235V234H166ZM29 237V238H25L24 240H23V238L24 237ZM243 236H244V234H243ZM242 236V237H243ZM1 237V236H0ZM21 237H23L22 238V242H20L19 241V238H21ZM102 237H106V236H102ZM15 239H16V241H15ZM103 238H101V240H102ZM17 240H18V242H17ZM21 240V239H20ZM135 241V240H134ZM134 241H132L131 243L132 244H130V253H134L133 255H142L141 253L145 250L144 248H146L147 246L149 247V246H151V245H149V243L150 244H154V243H156V242H158V238H155L154 240H151V241H149L148 242V244L146 245V247L144 246H141L142 245V243L143 242H141V243H134ZM258 241V240H257ZM11 242V241H10ZM31 242V243H30ZM221 243V242H220ZM19 244H21V246L19 245ZM217 244H219V242L217 243ZM216 244V245H217ZM22 245H23V247H22ZM1 246V245H0ZM14 246V247H13ZM140 246L141 247H143V248H140ZM222 245H218L217 247H216V252H215V254H216V258L219 260V261H221L220 259H223V255H222V252H223V249H222V247H221ZM31 247V246H30ZM25 250H24V249ZM129 250V249H128ZM13 253H15V254H13ZM3 255H6V253H4ZM8 255V254H7ZM13 255V256H12ZM222 255V256H221ZM222 257V258H221ZM15 258V257H14ZM142 259H144L143 257H141ZM141 258H140V261H142L141 260ZM4 260V259H3ZM8 260H10V261H8ZM0 261H1V258H0ZM4 261H2L0 264H6L5 262L3 263ZM16 262V261H15ZM16 264H18V262H16Z\"/></svg>",
	"mask_w": 264,
	"mask_h": 264
}]
</instances>
